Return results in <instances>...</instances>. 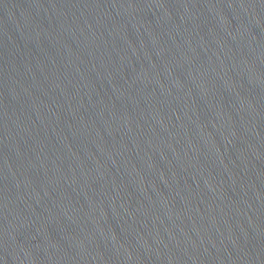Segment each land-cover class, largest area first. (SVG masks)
<instances>
[{
  "label": "water",
  "instance_id": "obj_1",
  "mask_svg": "<svg viewBox=\"0 0 264 264\" xmlns=\"http://www.w3.org/2000/svg\"><path fill=\"white\" fill-rule=\"evenodd\" d=\"M0 264H264V0H0Z\"/></svg>",
  "mask_w": 264,
  "mask_h": 264
}]
</instances>
